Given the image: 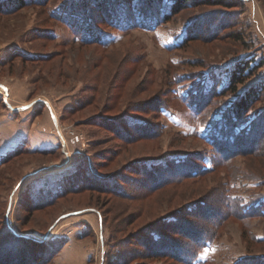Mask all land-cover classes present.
Listing matches in <instances>:
<instances>
[{
  "label": "rangeland",
  "instance_id": "374dc122",
  "mask_svg": "<svg viewBox=\"0 0 264 264\" xmlns=\"http://www.w3.org/2000/svg\"><path fill=\"white\" fill-rule=\"evenodd\" d=\"M112 1L131 18L107 21L94 0L0 5V243L8 226L55 242L44 264H179L171 243L190 264H264V158L212 144L239 65L254 73L237 94L263 90L230 143L264 130V0H190L174 15L175 0ZM20 130L39 143L5 154ZM63 180L88 189L27 209Z\"/></svg>",
  "mask_w": 264,
  "mask_h": 264
},
{
  "label": "trees",
  "instance_id": "16d2710c",
  "mask_svg": "<svg viewBox=\"0 0 264 264\" xmlns=\"http://www.w3.org/2000/svg\"><path fill=\"white\" fill-rule=\"evenodd\" d=\"M34 0H0V5H3L4 10H17L24 7L26 4H31ZM99 7L100 10H102L105 14V20L112 21L115 18L120 19L121 15L126 14L129 18H131V12L124 13L121 12L120 8L118 7V4L112 0H94ZM149 0H145L147 3ZM192 1V0H191ZM190 0H175V2L171 6L170 15H174L182 11L184 9V6L191 2ZM153 3V0L151 1ZM194 3H197V1H194ZM43 5V4H42ZM72 8V6H70ZM146 11H151L152 9L147 6V8H144ZM141 12V11H140ZM117 15L115 18H110V16ZM254 73L253 68L249 65L246 66H238L235 68V70L231 73L229 83L227 86V89H224L221 91V93H224L226 91H229L233 95L237 96V100L234 102L232 109L224 115V119L221 121V128L222 136L220 135L219 138H214V142L212 143L217 149L220 147L218 151H220L222 154L225 155L228 154V148H232L234 150H237L231 155L225 156V160H229V157H236L237 155L241 156H256V157H262L264 158V130L259 131V128L256 126L251 125L249 130L244 131V134L241 135L242 137L239 139H233L230 143L229 136L232 131H234L238 124L241 123L242 118H244L245 114L248 113L250 109V105L258 100V97L261 95V90H263L262 87L258 88H252L248 92L244 93L243 95L237 94L238 85L244 83V81L247 79V77H250ZM219 94V92H218ZM240 95V96H239ZM208 104V102H207ZM240 140V141H239ZM239 142V143H238ZM21 150L18 149V152L15 151L14 153L9 154L7 157L2 160V163L8 162L10 159H14L15 157H18ZM83 174L80 173V179L82 178ZM96 178V177H95ZM40 179V178H38ZM161 180H157L154 178H151V182L155 185L160 186ZM73 182H70L69 180L62 181V183H55L54 186L50 187L49 189L46 188L44 192L39 193V196H36L37 203H35V198L32 197L33 202L30 200H25V203L27 205L28 210L33 211L35 209L39 210L41 207L44 206L46 203L44 201H47V204L50 202H54V200L58 199L59 197H64L68 193L69 190L73 191H79L81 188V185L79 184L74 187ZM77 183V180L76 182ZM159 183V184H158ZM84 188H87L85 186ZM81 188V189H84ZM91 188V185L89 187ZM29 190V189H28ZM48 194V197L46 200H44L45 195ZM47 197V196H46ZM42 203V204H41ZM41 204V205H40ZM31 214L29 212L27 215ZM261 214V213H260ZM18 222V221H17ZM6 229L5 232L1 234L2 236V242L0 243V264H44L45 262L49 261L52 256H54L56 249L55 248V242L53 241H46V242H40L38 240H35L30 237H24L19 236L16 234H13L8 230V226H4ZM8 230V231H7ZM18 230V229H17ZM204 237L210 238V233L204 232ZM158 236L157 246L158 247H166L167 241L164 240L163 236ZM154 238V237H153ZM205 238V239H207ZM201 239L195 238L194 245L201 247L202 243L200 241ZM172 246V247H171ZM171 246H168L171 249V255L170 258L174 259L179 264H190V262H193L194 256L191 258L188 257V252L186 249L182 252V248L178 249L173 243H171ZM154 248L152 245L150 246V249L153 252H158L157 249ZM160 255V254H159Z\"/></svg>",
  "mask_w": 264,
  "mask_h": 264
},
{
  "label": "crops",
  "instance_id": "0c3cea01",
  "mask_svg": "<svg viewBox=\"0 0 264 264\" xmlns=\"http://www.w3.org/2000/svg\"><path fill=\"white\" fill-rule=\"evenodd\" d=\"M28 137V135H26V133H23V132H21V130L19 131V132H16V131H14L11 135H9V137L6 139V143H5V145L3 146L4 147V149L6 150V151H3L5 154H6V152H10V151H12L13 149H15V148H18V147H20L21 148V146H23L24 144H25V140L28 142H30V144L32 145V146H35V144L34 143H36V145L39 143V141L38 142H36V139L34 140V139H29V138H27ZM32 146H27L29 149H32L33 147ZM39 149H43V150H45V149H47V148H39ZM34 181V180H33ZM32 181V182H33Z\"/></svg>",
  "mask_w": 264,
  "mask_h": 264
},
{
  "label": "water",
  "instance_id": "95a60500",
  "mask_svg": "<svg viewBox=\"0 0 264 264\" xmlns=\"http://www.w3.org/2000/svg\"><path fill=\"white\" fill-rule=\"evenodd\" d=\"M0 87L5 91V93L7 94V88L4 87L3 85L0 84Z\"/></svg>",
  "mask_w": 264,
  "mask_h": 264
}]
</instances>
